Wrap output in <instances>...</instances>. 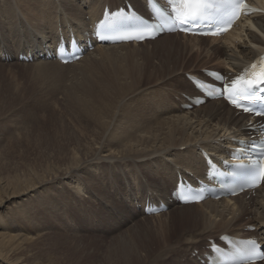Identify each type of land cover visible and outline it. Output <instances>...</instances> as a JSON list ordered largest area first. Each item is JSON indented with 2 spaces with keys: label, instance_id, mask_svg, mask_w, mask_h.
<instances>
[{
  "label": "bare ground",
  "instance_id": "1",
  "mask_svg": "<svg viewBox=\"0 0 264 264\" xmlns=\"http://www.w3.org/2000/svg\"><path fill=\"white\" fill-rule=\"evenodd\" d=\"M124 1L126 0H0V31L4 32L8 28L9 38L13 42L10 54L0 53V60H17L16 56L22 49L32 48L35 51L42 49L43 44L53 45L58 40L59 31L71 30L80 37L84 30L90 31V25L100 17L106 5L113 10ZM127 1L139 12H144V0ZM56 2L60 4L57 7ZM258 2L264 8V0ZM12 5L23 7L22 15L15 13V19L11 18ZM243 24H247L245 29ZM18 26L19 31L15 32ZM24 26L25 29H22ZM251 27L259 30L263 37L258 36ZM242 32L248 37L247 42L240 44L232 41L240 38ZM216 40L218 39L184 36L179 33L164 34L153 41L142 43L107 46L98 44L93 52L84 54L78 61L70 64L36 60L55 64L60 69L80 66L94 69L102 60L114 58L111 72L101 79L100 84L89 78L81 81L88 85L81 88V94L90 100L99 101L100 104L88 111L82 108L80 112L84 114L82 117L103 127L101 138L82 147L79 145L75 150L69 151L68 155L60 156L56 167L51 168V172L38 181L39 185L51 184V187H58L62 181L70 178L77 181L75 178L81 176L80 171H83L84 180L95 193L108 197L105 177L114 171H126L125 164L122 163L130 165L129 178L136 180V183L127 178V195L123 197V202L138 215H142L139 219H143V225L144 222L149 225L139 229L138 234L131 232L137 221L129 225L131 231L128 238L122 239L112 264H154L164 256L169 243L185 241L186 248L199 246L204 238L218 237L222 233L258 237L264 243V184L254 193L231 199L205 200L199 204L188 205L168 202L178 172H192L196 176L203 174L205 166L200 150L204 149L213 156L223 155L235 142L234 138L248 137L251 133L248 131L250 119L246 115L237 114L222 100H209L197 107L184 108L190 104L187 97L199 93L181 75L188 73L204 78L201 69L222 70V67L218 69L214 66L221 62L224 63L225 72L239 70L257 54L258 48L264 46V14H256L250 20L239 22L235 30L219 39L232 42L235 49L228 50L219 44L211 45ZM248 42L252 46L247 45ZM157 55L160 58H156ZM138 59L142 61L141 64ZM45 66L53 65L42 63L39 67ZM166 81L178 83L172 93L177 102L170 97L171 92L166 93L160 102L164 100L169 111L163 115L150 110L146 114L143 112L144 121L139 123L137 114L133 112L138 113L141 108L136 104V107H131L136 101V93L143 90L147 91V95H155L156 90ZM150 88L155 89L149 90ZM177 93H180L179 97L176 96ZM71 96L75 98L72 103L80 100L78 94ZM146 117L152 119L149 121ZM183 145L184 148H181ZM113 147L119 149V155L111 156L106 153ZM97 168L100 171L96 174L94 169ZM70 191L71 197L73 193ZM62 193L61 190L60 194ZM146 199L154 203L159 200L166 201L169 208L159 214L145 216L142 208ZM138 204H143L141 209ZM148 219L156 223L151 224ZM248 226H254V229H246ZM205 250L200 245L198 261L189 253L188 263L200 264L202 252ZM16 264L23 263L18 261ZM257 264H264V261Z\"/></svg>",
  "mask_w": 264,
  "mask_h": 264
},
{
  "label": "rangeland",
  "instance_id": "2",
  "mask_svg": "<svg viewBox=\"0 0 264 264\" xmlns=\"http://www.w3.org/2000/svg\"><path fill=\"white\" fill-rule=\"evenodd\" d=\"M18 5L11 6L13 19L15 13H23V7ZM58 5L56 2L55 6ZM250 29L263 37L256 28ZM14 31L18 32L19 26ZM8 33V28L0 31V53L10 54L13 42ZM242 34L232 41L247 42L245 32ZM213 44L228 50L235 49L229 41L216 40ZM247 45L252 46V43ZM155 57L160 58L158 55ZM113 60L111 57L102 60L94 69L80 66L81 70L80 67L60 69L55 64L37 61L0 60V264H16L18 261L23 264H112L122 239L128 238L129 225L137 221L131 231L134 234L149 225L147 222L143 225V219H139L142 215L139 216L123 202L127 195V178L136 183L129 178L130 165L126 163H122L126 171H114L105 177L108 197L95 193L84 180L83 171L75 178L77 181L70 178L58 187L38 184L51 172V168L56 167L60 156L101 138L103 127L82 117L84 114L80 112L82 108L88 111L100 104L81 94V88L88 86L81 81L89 78L100 84L101 79L111 72ZM137 61L142 63L140 59ZM42 63L53 66L40 68ZM214 66L223 69L224 63ZM181 78L185 80L186 75H181ZM177 87V82L166 81L154 91L155 95L139 90L131 106L136 104L141 108L139 115L133 112L137 114V121L142 123L143 112L146 114L149 110L158 115L168 112L166 102L160 100L171 92L170 97L177 102L172 94ZM74 93L80 97L77 103H72L75 98L71 95ZM176 96L179 97L180 93ZM118 150L113 147L106 153L116 156L119 155ZM99 171L100 168L94 169L96 174ZM69 191L73 196L70 197ZM150 223L155 224L156 221ZM206 240L204 238L200 245H205ZM200 245L186 248L185 241L169 243L163 254L166 259L162 257L154 264H190L187 261L189 253L191 256Z\"/></svg>",
  "mask_w": 264,
  "mask_h": 264
},
{
  "label": "snow or ice",
  "instance_id": "3",
  "mask_svg": "<svg viewBox=\"0 0 264 264\" xmlns=\"http://www.w3.org/2000/svg\"><path fill=\"white\" fill-rule=\"evenodd\" d=\"M152 0H149V3H151ZM170 3L173 4V7H175L176 0H169ZM225 3L229 4L232 7L236 6H242L243 0H224ZM180 4L187 5L189 9H192V11L188 15H180L177 14L175 16L176 21L181 25H188V24H194L197 21L204 18L203 16V7L206 5L207 0H179ZM238 14V13H236ZM230 26V23H229ZM187 31L188 29H183ZM209 31H211V25L209 26ZM216 34V33H212ZM101 39H104L105 37H100ZM264 59V58H261ZM258 65L253 64L252 68L255 69ZM255 75V73H253ZM213 79H217V77H213ZM222 80V78H219ZM244 81L243 83H239ZM264 87V71H262L259 74L258 78H249V77H237L231 81L229 85H226L223 89V91L220 93L222 96H225L230 103H232L237 108H242L244 112H252L256 115H264V111L258 110L256 108L250 107V104L260 103L264 101V96H256L253 93L254 89H258ZM229 89H231V92L229 93ZM234 97H240L242 100H246L247 103L238 102L237 99H234ZM253 150L255 151L256 145H252ZM264 159V153L257 156V160ZM236 167L244 168V165H238ZM259 175L261 179H264V164L260 165L259 173L256 171V166H251V170L249 172V179L251 181H254L256 176ZM249 186H255L254 184H250ZM235 194V193H233ZM254 247L250 250V255L255 258L256 253L260 250V246L256 244L255 241L250 242ZM264 255V254H262Z\"/></svg>",
  "mask_w": 264,
  "mask_h": 264
}]
</instances>
